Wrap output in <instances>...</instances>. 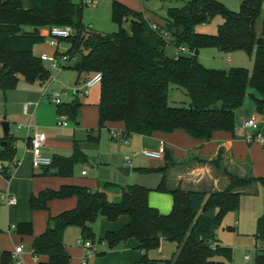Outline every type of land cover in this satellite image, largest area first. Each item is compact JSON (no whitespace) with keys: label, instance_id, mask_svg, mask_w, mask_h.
<instances>
[{"label":"trees","instance_id":"1","mask_svg":"<svg viewBox=\"0 0 264 264\" xmlns=\"http://www.w3.org/2000/svg\"><path fill=\"white\" fill-rule=\"evenodd\" d=\"M165 1V0H160ZM264 0H242L236 13L227 11L214 0H189L180 8H167L159 31L150 29L140 12L112 1L109 18L116 31L104 34L82 23L85 5L72 0H0V92L15 88L18 81L45 84L50 72L34 49L44 42L41 30L50 27L68 28L71 35L61 40L67 49L68 65L86 79L100 74L97 108V131L104 124L121 122L124 135L148 137L153 133L182 131L197 141H208L214 132L232 134L236 110L247 97L255 115L264 114V20L262 32L254 34L253 25ZM222 22L214 35L194 32L197 25L213 16ZM28 29V30H26ZM184 48L186 53L165 55ZM211 48L221 53H252V68L231 67L227 70L207 69L197 60L200 49ZM57 54V52L55 53ZM77 60L69 65L72 58ZM64 68V69H65ZM181 89L188 100L186 107L167 103L168 86ZM80 104L73 100L61 103L57 115H64L76 124ZM249 118V117H248ZM264 136V127L260 128ZM15 141L12 135L0 138L2 175L8 179L14 161ZM86 141L96 143L89 132ZM82 151L74 142L68 157L54 156L48 166L40 168V176L71 177L73 166L84 161ZM225 179L219 191L199 192L166 186V171L175 162L164 152L162 165L138 169L141 173H157L159 182L152 190L168 194L171 208L160 215L147 204L149 189L138 185L118 187V199L107 200V189L115 185L98 183L90 190L84 186L62 185L57 190L45 189L28 199L30 211H47L52 200L73 197L75 206L55 216H48L45 229L30 241L34 264H68L69 255L62 241L67 228H76L81 241L94 242L91 224L102 217L112 223L118 217L126 223L117 231H106L102 242L112 249L127 240L136 243L141 255L133 264H225L231 262V250L218 245L214 231L220 219L239 206L242 191L251 186L262 189L263 208L255 219L253 239L264 242V178L238 176L220 163L219 154L208 162ZM13 232L20 237L31 236L30 222L18 223ZM173 243L174 252L168 259L152 260L147 252L159 247L160 241ZM11 253H0V264H13ZM252 264H264V250L257 249Z\"/></svg>","mask_w":264,"mask_h":264},{"label":"crops","instance_id":"2","mask_svg":"<svg viewBox=\"0 0 264 264\" xmlns=\"http://www.w3.org/2000/svg\"><path fill=\"white\" fill-rule=\"evenodd\" d=\"M81 1L82 0H78V2L80 3ZM112 1L119 2L132 11L140 12L143 18L147 21V18L145 17V10L142 8L144 4L143 0H94L91 5L95 11H99L100 8L102 9V13H109L110 4ZM240 1L242 0H237V6H239ZM233 8H235V5L232 6L231 10H234ZM263 20L264 3L262 4L258 17L256 18L253 25L254 34L257 36L262 32ZM147 22L149 23V21ZM149 24L154 23L150 22ZM93 27L92 25L88 26V28L96 31ZM42 33L43 32H41V34ZM66 49L67 47L63 42L60 43L58 48H54L43 42L41 45L34 49V53L37 55H50L55 52H64ZM204 53L206 52H202L200 49L196 54V58L203 67L209 66L207 67V69L213 68L215 70H227L232 66H241L240 63H238V54L231 53L234 54V59L231 60L229 53L230 60L229 62H227L225 60V54L221 52H219V54L216 52H211L212 56L214 57L211 62H213L214 65H206L207 63H205L204 61ZM220 53L221 55L224 54L223 58L220 57ZM174 54L175 53L173 52L168 57H173ZM223 60L226 62L225 65L222 64ZM72 63L73 62L70 61L69 65H71ZM67 71L72 70L65 68L60 72L55 73L54 78L51 79V82L48 85V89L51 91L62 90L63 92H65V94L61 97V103H69L73 100H76L80 104L76 124L68 122L67 126L64 128L56 126V108L47 101V97L41 96L44 84L33 82L37 83V85L39 86V89H35L32 87L33 83L28 84L20 80L21 83H24V85L28 84L29 86H21L18 92H13L15 90L12 89L6 91L4 94L1 93L3 98L5 97L3 99V104L10 105V103L15 101V106H17L18 111V116L16 117L18 119H21L23 125H19L20 129L18 131L16 130L14 134H10L8 130V134L16 138L14 155L15 167L12 169L11 174L7 180L3 181L2 179H0V209H5L4 213L6 216V231L4 233H1L0 231V240L2 239V237H4L5 239V241H0V253L2 251H9L10 253H12L14 247L20 246V264H34L36 260H44L43 258L34 260L31 257V239L43 232L48 216H55L62 211L72 209L75 206V199L73 197H70L61 200L50 201L47 204L48 210L42 211V223H40L39 216L35 218V216L30 214V210L28 209V199L30 196L37 195L42 190H57L62 185L84 186L90 190L96 189L99 182H108L119 187H123L126 185L142 186L150 190L147 195V204L150 207L156 209V211L160 215L167 214L171 208L170 196L165 193H157L152 191L159 182L160 175L157 173H141L138 171V169L160 167L162 165V158L153 163H146L145 158L141 156L131 157L134 152L146 149L153 150L160 144L164 146V152H169L175 162L174 166H171L165 174L166 186L168 188L178 187L182 190H193L199 192H211L223 189V187L225 186V179L222 178L208 163L210 160L216 158L218 154L220 157L221 165L227 171L238 176L250 175L253 177H257V174L255 173V167L250 161L251 148L253 143L248 144L245 142L244 137L247 133V130L242 128V122L246 118L254 116L255 119L260 122L259 124H261L262 128L264 127V115H262V117H260L261 115H255L253 113L252 104L250 102L244 103L242 107L236 110V124L232 134L217 131L214 132L211 135V138L206 142L194 140L179 130H175L168 134L156 132L148 137L133 134L124 135L123 124L121 122L106 123L104 124L102 129L97 131L96 105L98 103L99 86L95 85L91 87L88 90L87 96L81 97L79 95L78 89L85 76L80 75L77 79V75H75V77L72 76V78H70L65 75ZM20 81H18V83ZM96 86L97 88H95ZM58 87L59 89H57ZM181 93L182 92L180 90L173 89L171 94H168L167 90V103L169 104L171 102L169 101L171 100L169 99V97L172 99H176L178 97H181ZM12 98L15 99L12 100ZM24 102H37V105L29 110L30 116H25L21 112V104ZM28 122L34 127L37 132L43 134L44 141L40 149V153L43 157H46L50 160L54 156H70L72 145L74 142L82 151L84 156L87 149L91 148L92 146L98 147V156H92V158L85 157L84 159L89 163L91 167H93V177H91L90 179H81L79 177L73 176V170L71 177L68 178L38 175L41 171L40 168L42 167L34 168L32 166L31 155L28 150V139L31 135V132H28L23 128V126H25ZM88 132L92 138L97 137L96 143L86 141V134ZM110 133H113L114 136H111ZM120 136L123 137L124 142L120 141ZM0 138H3L2 135ZM124 156H129L131 159V165L126 176H122L116 170L120 167H126L123 164ZM81 172H84V174L81 175ZM79 175L83 178L84 176H86V171L80 170ZM259 188L260 187L251 186L248 189L242 191L239 198V206L237 210V223H235V225L239 226V213L247 212L248 208L246 207L250 205L252 203L251 201L257 196ZM5 194H8L13 198V204L9 206L5 205ZM107 194L111 196L112 202H115L119 196L118 193L113 190H111ZM262 208L263 198L261 211H257L258 213H254V226L255 219L262 212ZM237 211H235V213ZM101 219L102 220H100V226L104 228V231L102 229L100 237H98V239L102 238L103 234L106 231L115 232L126 223V218L123 216L118 217L117 220L112 223L105 221V219L102 217ZM25 222L31 223V236L20 237L15 235L11 227L15 226L18 223ZM22 238H26V260L20 259V256L23 254V249L21 246ZM163 242L166 241H160L159 246H161ZM255 242H257L258 245L254 251H256L257 249L264 250V242ZM8 244H11V247ZM93 244L94 255L100 256L107 254V252H105L104 250L105 245L102 242H93ZM170 244L172 254L175 250V246L173 243ZM125 245L123 246V249L121 248L114 251L117 254H122L121 256H117L120 259V262H118L117 264H133L138 261L140 257V251L135 249L136 243L133 240L132 242L128 241V244L126 246ZM113 249H115V247ZM28 253L29 257L27 256ZM160 256V253L156 252V258L158 260ZM249 260L251 261L250 256ZM97 263L107 264L106 262H93V264Z\"/></svg>","mask_w":264,"mask_h":264},{"label":"rangeland","instance_id":"3","mask_svg":"<svg viewBox=\"0 0 264 264\" xmlns=\"http://www.w3.org/2000/svg\"><path fill=\"white\" fill-rule=\"evenodd\" d=\"M189 0H165V1H160V0H143V9L145 10L146 13V18L149 23H154L155 25H162L163 21L166 17V9L167 8H180L182 7L186 2ZM224 9L227 11L236 13L238 11V6H237V0H214ZM73 3L78 2V0H72ZM235 5V8L232 9V6ZM101 10V11H100ZM222 22V18L218 15L213 16L210 18L206 23L200 24L195 26L194 32L198 34H204V35H214L216 33V27ZM82 23L85 25V27L89 25H94V29L96 31H99L104 34H109L112 32L116 31V26L111 23L110 18H109V13H102V9L99 8V11H95L92 7V5H87L83 9V16H82ZM28 30V29H26ZM202 52H206L205 54V63L206 65H214L211 60L214 58L212 56L211 52H216L219 54V51L216 49H211V48H205L201 49ZM174 52V50L170 47L167 46L164 50V53L166 56L171 55ZM239 56V61L241 66H235L237 68H243L246 69L248 72L251 71L252 68V53L247 54L245 52H235ZM200 54V53H199ZM220 57H224V54L221 55ZM230 58L231 60L234 59V54L230 53ZM219 59V58H218ZM77 60V56L72 58L71 62H75ZM222 64L225 65L226 62L223 60ZM217 65V64H215ZM209 67V66H207ZM205 67V68H207ZM234 67V66H232ZM213 69V68H209ZM67 77L72 78V76L75 77V72L73 71H67L65 73ZM55 76V72L50 71V79H53ZM21 86H29L28 84L21 83V81L16 84L13 92H18L20 90L19 88ZM33 88H38L39 86L37 83L32 84ZM97 88V86L95 87ZM59 89V87L57 88ZM173 89H178L173 85L168 86V94H171ZM182 93L181 97H178L176 99H172L169 97V101H171L168 105L171 107H186L187 106V97L185 93L181 90ZM10 94H16V93H10ZM15 97V96H14ZM5 98V97H4ZM3 96L1 95L0 92V137L2 135V130H1V124L2 123H7L8 124V130L10 134H14L16 131V127L18 125H23L21 122V119H18L16 116H18V111H17V106H15V101L8 104H3ZM15 98H12L14 100ZM174 101V102H173ZM249 102V99L246 97L244 100V103ZM173 105V106H172ZM264 115V114H262ZM262 115L260 117H262ZM254 117V116H250ZM247 119V118H246ZM245 119V120H246ZM259 119V118H258ZM255 122L258 124V126L261 128L260 122H258L255 117H254ZM260 120V119H259ZM263 149V151H262ZM264 147H261L257 143L252 144L251 148V157L250 161L255 167V173L257 174V177H262L264 178ZM99 155V148L96 146H92L91 148L86 150V154L84 157L86 158H92L95 156ZM146 163H153L156 161L153 160H148L145 159ZM93 167L89 165L87 161H82L79 164H76L74 166L73 170V176L79 177L81 179H90L93 177ZM80 170H85L86 171V176L83 178L80 177L79 172ZM101 183V182H99ZM119 186L115 185L114 188H110L109 190L107 189V193H109L111 190L115 191L118 193V188ZM107 200L112 202L111 196L107 194ZM252 203L248 205L246 208L247 212L239 213L240 214V219H239V226L235 225L236 218L238 217V211L235 212H228L226 213L219 221L215 231H214V238L217 241V243L221 247H226L231 250V263H225V264H245L242 261L243 255L248 254L251 258V261L246 263V264H252L253 261V255H254V250L257 247V242L254 241L253 239V232H255V226H254V213L257 211H261L262 207V190L259 188L257 196L251 201ZM238 210V209H237ZM5 209H0V227H1V233H4L6 231V216L4 213ZM257 212V213H258ZM30 214L35 216H39L40 223H42V216L43 212L42 211H30ZM46 215V214H45ZM166 215V214H164ZM100 220L101 217H98L90 226L92 233L94 235V242H98V237H100L101 231L104 228L100 226ZM32 227V226H31ZM103 237V236H102ZM0 241H5L4 237ZM63 244L65 246V249L67 251V254L69 255V262L68 264H83L82 259L85 256L84 249L82 248L81 245H79V232L77 231L76 228H68L64 231L63 237H62ZM128 241L132 242V240H127L124 243L118 245L115 247V249H108L105 245V252H107L106 255H100L96 256L92 254L89 258H87V264H93L94 261L97 262H106L107 264H117L120 262L119 257L122 254H117L114 251L117 249H123V246L127 243ZM126 244V245H127ZM11 247V244H8ZM125 245V246H126ZM21 246L23 249V254L20 256L21 260H26V238H22L21 240ZM94 247V244H93ZM126 248V247H125ZM94 249V248H93ZM100 249V248H99ZM156 252L160 253V258L161 260L168 259L170 257V254L172 252L171 250V244L169 242H163L159 248L147 252V257L152 260H158L156 258ZM141 255V252H140ZM29 257V253L27 255ZM98 264V263H97Z\"/></svg>","mask_w":264,"mask_h":264},{"label":"built area","instance_id":"4","mask_svg":"<svg viewBox=\"0 0 264 264\" xmlns=\"http://www.w3.org/2000/svg\"><path fill=\"white\" fill-rule=\"evenodd\" d=\"M94 2V0H82L81 3L85 6L91 5ZM150 29L154 32H159V34H162L163 38H166V35L162 33V31L158 30V27L154 24L149 25ZM44 36V42L47 43L49 46H52L54 48H58L61 40L68 38L71 35V30L68 28H58V27H50L47 29H43L40 31V33ZM187 51L184 48H177L174 49V53H186ZM56 53V52H55ZM50 54V55H45V54H38V58L41 62H44L46 64L47 69L52 72L58 73L62 69H64L68 65V57L64 54V52H57V54ZM174 54V55H175ZM225 60L229 62V53L225 54ZM100 81V74L99 73H94L84 79L80 86H79V95L81 97H86L88 94V90L95 86L98 85ZM51 82V79L47 81L44 84L41 96L47 97V101L53 105L54 107H57L61 104V97L65 94L62 90H49L48 85ZM37 105V102H24L21 104V112L25 116H30L29 115V110L31 108H34ZM68 124V121L64 115H57V121H56V126L60 128L66 127ZM23 128L31 132V135L28 139V150L31 155V164L34 168H39V167H45L50 164V159L43 157L40 153V149L43 145L44 141V136L43 134L37 132L34 127L28 122ZM242 128L247 130V133L244 137V140L246 143L251 144V143H257L261 147H264V136L261 133V129L258 126V124L255 122L254 117H249L246 120L242 122ZM20 129V126L18 125L16 127V130L18 131ZM111 136H114L113 133H110ZM120 141L124 142V139L122 136H120ZM164 153V146L162 144L158 145L155 149L153 150H140L138 152H134L131 157H136V156H141L145 159L148 160H153L157 161L160 160L163 156ZM123 164L124 166L130 168L131 165V159L129 156H124L123 157ZM15 167V162L13 161L11 163V171ZM84 172H81V175H83ZM0 179L3 181L7 180L3 177L2 175V166L0 164ZM4 203L6 206H9L13 204V198L9 196L8 194L4 195ZM13 229V227H11ZM79 245L82 246L85 252V256L82 259L83 264H87V258H89L92 254H94V249H93V242L85 240L81 241L79 239ZM21 254V247L16 246L13 248V251L11 253V258L13 260V264H20L21 262L19 261V255ZM249 256L245 254L243 256V262L246 264L248 263Z\"/></svg>","mask_w":264,"mask_h":264},{"label":"water","instance_id":"5","mask_svg":"<svg viewBox=\"0 0 264 264\" xmlns=\"http://www.w3.org/2000/svg\"><path fill=\"white\" fill-rule=\"evenodd\" d=\"M1 130H2V137L5 138L8 135V124L7 123H2L1 124ZM116 170L122 176H126L128 174L129 168L120 167V168H117Z\"/></svg>","mask_w":264,"mask_h":264}]
</instances>
